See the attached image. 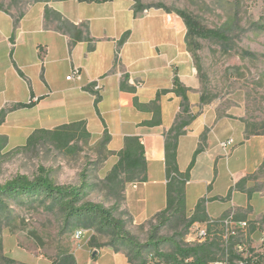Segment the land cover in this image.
Instances as JSON below:
<instances>
[{"label":"rangeland","instance_id":"obj_1","mask_svg":"<svg viewBox=\"0 0 264 264\" xmlns=\"http://www.w3.org/2000/svg\"><path fill=\"white\" fill-rule=\"evenodd\" d=\"M54 1L58 0H0V10L19 19L30 7ZM64 1L67 9L65 15L68 18H92L93 22L98 23L109 16V21L106 22H109L107 33L110 34L120 35L124 29L133 28L141 22H151V25L156 22L154 32L158 37L164 33L155 11L146 16V19L136 22L138 19H133L132 14L128 15L121 8L120 4L124 0L105 4ZM128 1L141 14L150 8L174 14L183 11L203 26L220 29L225 34L226 39L223 41L189 35L185 42L193 56L204 99L209 101L219 98L224 106H233L232 112H238L241 116L238 121H229L222 133L224 138L232 137L233 144L228 148V169L218 190L227 195L229 192L230 195L233 194L236 205H247L245 193L231 192L227 186L231 182V176L235 178L239 172L250 170L257 162L264 160V156L260 155L262 151L259 144V141L264 140L261 139L263 137L246 139L249 136L246 130L251 134L264 136V0ZM115 6L117 11L113 19ZM27 17L32 20L33 25L37 24L41 18L37 5L30 9ZM97 32L103 33L104 30L99 28ZM53 36L46 40L51 45L52 52L44 61L54 73L57 89L68 90L70 95H74V90L70 89L73 81H65V76L71 75L72 67L66 61L60 63L56 60L59 53L55 52L56 41ZM38 67L40 71L43 70L42 65ZM32 89L42 91L40 85L33 86L30 76L14 89L15 99L28 100ZM68 113L62 111L60 115L66 117ZM43 114V111L37 109H20L8 113L0 124V134L7 136L6 145L0 148V185L17 175L33 179L39 173L46 174L56 185L78 186L82 180H87L93 187L85 200L101 203L106 208L116 206L114 215L125 221V231L135 244L144 245L164 239L158 249L147 245L141 252V260L146 264L180 263L182 258L176 255L175 244L185 245L184 235L189 227L185 226L187 221L172 220L160 225L156 219H148L143 224L134 225L125 210L124 201L118 202L116 196L110 195L105 188L104 178L116 162L117 155L109 150L108 145L100 144L101 138L95 140L90 137L85 142L80 141V148L76 153L57 149L49 143L23 148L27 137L20 132L27 133L32 125H38ZM250 175L253 180L249 186L258 189V194H254L249 201L253 217L251 214L246 217H257V220L263 218L260 229L252 240L253 244H257L260 233L264 234V171ZM5 203L8 209L0 214V264H53L65 252L74 254L76 264H127L124 254H135L130 244L115 233L99 231L95 224L77 217L67 220L59 207L49 206L47 202H33L20 197L15 200L7 199ZM229 206V200L217 203L215 212ZM186 216L189 217L190 214L186 212ZM156 225L158 228L154 230ZM77 228L84 230L80 239L74 237V230ZM112 251L122 255L114 256ZM138 261L135 260V263Z\"/></svg>","mask_w":264,"mask_h":264},{"label":"crops","instance_id":"obj_2","mask_svg":"<svg viewBox=\"0 0 264 264\" xmlns=\"http://www.w3.org/2000/svg\"><path fill=\"white\" fill-rule=\"evenodd\" d=\"M64 2L58 0L48 4H36L41 14L36 25L27 17L30 9L36 5L30 7L17 21L12 15L0 10V110L5 105L29 101L30 95L26 101H18L14 97L16 86L27 81L28 77L31 76L33 86L42 87L40 92L31 90L35 104L27 109H37L44 114L38 125H32L27 133L21 131L20 134L28 137L37 128L53 129L61 124L83 119L86 120L87 129L95 140L100 139L104 130H107L110 135L108 148L115 153L123 147L125 136H139L144 147L146 179L142 182L126 183L123 194L124 207L133 224H143L166 206L165 133L181 113V98L173 92L160 95L161 123L154 126L141 125L142 121L151 119L152 113L138 110L134 106V98L140 103H148L162 89L170 90L173 78L177 77L184 87L189 88L187 96L190 109L195 115V119L178 138L177 165L180 171L186 170L198 147L200 135L206 132L205 145L196 155L185 187L186 212L191 215L198 200L205 198L206 212L211 218L229 212H234L236 217L241 214L245 216L251 214L253 217L249 201L254 194H258L257 191L248 193L232 189L231 192L239 191L247 196V205L240 206L233 202L232 193L227 195L218 190L222 177L226 175L227 159L230 156L229 147L222 144L228 138L222 137V133L229 121H238L241 116L238 112H232L233 106H224L219 98L201 101V84L193 56L186 46V26L183 19L177 14L161 9L150 8L141 14L133 7V3L124 0L120 4L121 8L128 12V15L132 14L133 19H138L136 22L155 11L164 33L158 37L154 32L156 22L152 25L151 22L147 24L141 22L133 28L124 29L120 35H115L107 33L109 22L106 21H109V16L98 23L93 22L92 18H68L65 15L67 9ZM105 3H114V0L99 4ZM45 5L60 12L75 25L86 23L89 36L95 39V42H92L94 49L89 51L86 41H78L70 46L67 35L55 32L51 25L46 26ZM116 6L113 10V19L117 11ZM99 28L104 32L98 33ZM126 30H129V35L119 45L118 40ZM52 36L56 41L55 52L59 53L56 60L60 63L66 61L72 68L79 69V79H67L68 75L65 76V81H73V87L70 89L74 90V95H70L68 90L57 89L54 73L44 61L52 52L51 45L46 41ZM39 65H42L43 70L40 71ZM16 67L22 72L23 77L18 74ZM94 83H98L101 88L94 90ZM121 83L124 89L121 88ZM128 88H134V91ZM95 96L99 98L96 106ZM61 108L64 110H59ZM20 109L26 108L16 110ZM62 111L69 113L62 117L60 115ZM250 137L264 139V136L254 134L246 139ZM261 141L260 155L264 156V140ZM263 162L264 160L259 161L252 169L239 172L235 178L231 176L227 188L230 190L241 178L255 173ZM249 183L250 180L246 188L250 187ZM226 200H229L230 206L216 213L217 203ZM255 218L244 219L257 220V217ZM112 253L114 256L122 255L114 251Z\"/></svg>","mask_w":264,"mask_h":264},{"label":"trees","instance_id":"obj_3","mask_svg":"<svg viewBox=\"0 0 264 264\" xmlns=\"http://www.w3.org/2000/svg\"><path fill=\"white\" fill-rule=\"evenodd\" d=\"M61 1V0H60ZM79 2H95L103 3L109 0H78ZM177 14L183 19L186 26V37L189 35L197 36L205 39H213L223 41L226 39L225 34L220 29L208 28L200 24L189 14L183 11H177ZM44 19L46 26L51 25L55 32L67 35L69 37V45L73 46L78 41H86L88 43V50L92 51L95 42L93 37L89 36L88 26L82 22L75 25L67 19L60 12L45 5ZM18 18H15L17 21ZM129 30H126L118 40L121 45L128 37ZM18 74L23 77L22 72L16 67ZM121 88L124 89L121 83ZM88 89V87H85ZM134 91V88H128ZM189 88L184 87L177 77L173 78V85L170 90L162 89L157 92L155 98L148 103H140L137 98H134V106L141 111H149L152 117L149 120H144L141 125L154 126L161 123V109L159 98L161 94L173 92L181 98L180 106L181 113L176 117L174 124L165 133L164 154H165V176H166V206L163 210L156 213L150 219H156L158 224L163 225L172 220L185 222L186 227L190 226L192 222H207L210 217L206 212V199L201 198L196 203L191 215L186 216L185 207V187L190 178V171L194 165L196 155L203 149L206 140V132L200 135V141L197 149L195 150L192 159L185 171H180L177 165V142L180 135L185 132V128L195 119V115L190 109L187 91ZM33 93L30 90V99L27 102H17L10 107L2 108L0 110V124L5 120V117L11 111L19 108H30L35 102L33 100ZM98 96H95L94 104L98 102ZM204 96L201 95V101ZM249 135H252L246 130ZM91 137L87 129L86 120H77L70 123L61 124L53 129L37 128L33 130L26 138L23 148L34 147L40 143H49L55 148L63 151H71L76 153L79 150V142H85ZM110 135L105 129L101 137L100 144L102 146L108 145ZM7 143V136L0 134V148L4 147ZM117 160L112 165L104 178L105 188L110 195H115L116 200L124 201V186L128 182L137 183L145 181L146 179V160L144 156V147L139 136L127 135L124 137L123 147L116 153ZM264 171V162L255 173H262ZM253 180L252 175H247L241 178L233 188L248 193L257 191L258 189L247 187V182ZM93 185L87 180H82L78 186H64L54 184L50 178L43 173H39L33 179H29L24 175H17L15 178L0 185V214L2 211H7L5 200H15L20 197H25L30 201H40L41 203L47 202L49 206H57L64 213L65 218L70 220L77 217L78 219L85 220L86 222L96 225L99 231H111L128 244H130L134 255L125 253L124 256L128 264H146L141 260V252L147 245H152L158 249L160 243L164 240L158 239L153 243L144 245L135 244L129 234L125 231V221L114 215L116 206L106 208L101 203H95L85 200ZM230 193V192H229ZM245 218L244 214L237 216ZM260 220V224L262 223ZM158 226H154L157 230ZM214 229V235L211 241L198 244L195 246H183L175 244L176 255L181 258L191 257L192 259L188 264H208L210 261L218 258L223 249L220 247L219 242V228L215 223L211 229ZM79 229V228H77ZM255 229V225L250 223V231ZM76 230V229H75ZM136 249V250H135ZM258 262L264 264V253L257 254ZM135 260H139L135 263ZM53 264H76V258L73 253H62Z\"/></svg>","mask_w":264,"mask_h":264},{"label":"built area","instance_id":"obj_4","mask_svg":"<svg viewBox=\"0 0 264 264\" xmlns=\"http://www.w3.org/2000/svg\"><path fill=\"white\" fill-rule=\"evenodd\" d=\"M80 72L78 68H72L71 75L67 79H79ZM94 90L101 87L98 83L93 84ZM224 147L233 144V139L228 138L223 143ZM218 225V236L220 247L223 249L221 255L208 264H263L258 262L257 254L264 253V234L261 233L257 244H253L255 232L259 231V220H249L237 218L234 212H229L223 216L211 218L207 222H192L184 235L185 246H195L212 240L214 224ZM250 223L256 227L250 231ZM84 230L82 228L74 230L76 239L82 238ZM262 247V248H259ZM150 253L149 258H151ZM192 258H182L178 264H188Z\"/></svg>","mask_w":264,"mask_h":264}]
</instances>
